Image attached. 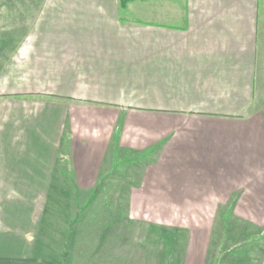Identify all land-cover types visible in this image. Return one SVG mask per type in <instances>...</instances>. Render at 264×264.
<instances>
[{
	"label": "crops",
	"instance_id": "obj_1",
	"mask_svg": "<svg viewBox=\"0 0 264 264\" xmlns=\"http://www.w3.org/2000/svg\"><path fill=\"white\" fill-rule=\"evenodd\" d=\"M135 2L156 25L121 22L118 0H41L2 37L0 264H122L121 232L158 207L257 191L264 0ZM105 194L125 222L77 221Z\"/></svg>",
	"mask_w": 264,
	"mask_h": 264
},
{
	"label": "rangeland",
	"instance_id": "obj_2",
	"mask_svg": "<svg viewBox=\"0 0 264 264\" xmlns=\"http://www.w3.org/2000/svg\"><path fill=\"white\" fill-rule=\"evenodd\" d=\"M40 3L41 0H0V49L4 45L2 37L26 36L31 26L26 20L30 21L32 15L37 14ZM117 9L121 22L132 26L140 22L156 25L154 17L141 16L137 2L127 10L119 6ZM263 103L257 99L254 108L264 110ZM259 120L257 118L258 123ZM116 172L115 168L112 175ZM250 172L247 178L255 181L251 186L256 185L257 191L248 188L236 192L232 199L225 193L220 195L226 196L221 201L158 207L165 221L154 222L155 225L150 215L146 216L149 220L146 224L132 222V228L123 230L119 237L118 260L122 264H264V164L250 167ZM122 196L93 197L92 202L95 198L98 202L111 201L113 209L110 202L101 207L96 206L97 200L93 205L90 201L78 212L77 221L111 218L116 224L125 222L129 214L122 207ZM93 206L96 208L92 211ZM130 210V215L140 216L137 211L141 209ZM72 216L70 214L69 219ZM168 217L180 219L167 220ZM125 238L127 241H123Z\"/></svg>",
	"mask_w": 264,
	"mask_h": 264
},
{
	"label": "trees",
	"instance_id": "obj_3",
	"mask_svg": "<svg viewBox=\"0 0 264 264\" xmlns=\"http://www.w3.org/2000/svg\"><path fill=\"white\" fill-rule=\"evenodd\" d=\"M133 1H143V0H118V6L120 9L125 8L129 3Z\"/></svg>",
	"mask_w": 264,
	"mask_h": 264
}]
</instances>
